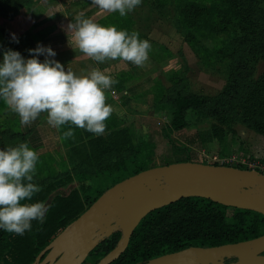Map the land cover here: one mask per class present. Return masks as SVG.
Instances as JSON below:
<instances>
[{
  "label": "rangeland",
  "instance_id": "374dc122",
  "mask_svg": "<svg viewBox=\"0 0 264 264\" xmlns=\"http://www.w3.org/2000/svg\"><path fill=\"white\" fill-rule=\"evenodd\" d=\"M3 8L6 16H0V60L6 50L30 59L29 50L48 40L45 45L51 43L55 61L62 58L65 70L80 74L98 67L119 81L106 91V103L114 112L101 136L72 126L75 138L64 139L62 133L68 126L57 131L47 124L43 113L30 125H21L18 115L0 101V150L27 142L37 152L34 183L39 186L49 180L54 187L42 201L46 205L54 196H65L75 189L71 174L68 181L65 177L73 168L94 171L93 183L88 178L87 185L102 189L128 173L132 158L150 161L146 168H152L184 162L187 154L192 162L264 175V119L258 118L264 114L263 56L245 60L250 90H245L241 106L232 113L214 111L215 105L222 104H215L214 98L231 79L233 42H238L249 24L246 15L239 20L247 10L240 1L142 0L123 17L118 13L97 15L99 9L91 0H19ZM79 14L104 27L137 31L141 39L149 40L146 65L141 68L119 60L98 64L82 54L67 37V25ZM13 34L18 43L12 40ZM36 58L44 61V55ZM174 91L212 100L201 110H189L183 129L167 130L172 140L168 143L160 131L171 118ZM213 125L221 130L218 136ZM210 133L209 141H200L204 135L210 138ZM19 134L24 136L22 140L9 139ZM118 162L121 167H115ZM226 215L229 217L230 211ZM0 264H7L6 256Z\"/></svg>",
  "mask_w": 264,
  "mask_h": 264
},
{
  "label": "clouds",
  "instance_id": "9594fccd",
  "mask_svg": "<svg viewBox=\"0 0 264 264\" xmlns=\"http://www.w3.org/2000/svg\"><path fill=\"white\" fill-rule=\"evenodd\" d=\"M142 0H91L99 9L97 15L132 12ZM82 54L98 64L108 61L130 62L144 67L149 59L151 43L141 39L137 31L104 27L83 14L67 25V37ZM12 40L18 43L15 35ZM30 59L19 52L6 50L0 60V101L18 115L21 125H30L41 114L57 131L64 126V139H74L72 126L96 136L106 131V120L112 115V105L106 103V91L119 81L106 74L107 69L92 67L76 74L55 60L56 53L40 44L30 49ZM44 55L40 62L36 57ZM39 156L27 142L0 150V230L23 235L32 222H45L51 207L44 202H30L41 188L34 183Z\"/></svg>",
  "mask_w": 264,
  "mask_h": 264
},
{
  "label": "trees",
  "instance_id": "16d2710c",
  "mask_svg": "<svg viewBox=\"0 0 264 264\" xmlns=\"http://www.w3.org/2000/svg\"><path fill=\"white\" fill-rule=\"evenodd\" d=\"M16 1L19 0H0V16H6L3 7H8ZM238 1L247 9L239 15V20L244 19L246 15L249 24L246 30L242 29L244 37L242 36L238 40L239 43L236 42L237 40L233 42L234 49L230 55L232 59L231 79L214 98L215 104L222 103L220 106L215 105L214 107V111L219 109L218 112L221 109V111H231L232 113L234 109L241 106L245 90H250L247 82L249 68L245 64V60L256 56L264 57V5H262L264 0ZM250 25L251 29H248ZM211 100L204 96L183 95L174 91L171 100V118L168 124L161 129L160 134L168 143H172L166 131L183 129L186 126L187 112L201 110ZM233 102H235L234 106L231 104ZM258 118L264 119V114H260ZM212 130L215 136H218L221 131L215 125ZM210 135V138L204 135L200 141H209L213 134L210 133ZM16 137L22 140L24 136L21 134L12 135L9 139ZM183 161L192 162L187 154ZM149 163L150 161L148 163L140 162V160L134 161L132 158L128 173L123 177H118L102 189L96 184L90 187L95 177L94 171H88L81 167L73 168L65 177L67 181L71 176L73 177L76 183L75 189L65 196H54L50 200L51 207L43 224L33 221L31 230L26 231L23 235L0 230V262L6 256L7 264H31L35 256L51 239L76 219L103 191L127 177L148 169L146 166ZM115 167H121L120 163H116ZM100 172L99 169L98 174ZM88 178H92L91 185H87L89 184ZM48 182L49 180H43L39 183L41 191L31 202L43 201L52 192L54 187ZM228 211H230L229 217L226 215ZM263 234L264 217L257 213L227 208L206 199L183 198L150 212L138 223L120 257V264H143L152 258L188 247H216L250 240ZM118 237L119 232H115L111 240L115 241ZM110 247L111 244H106L104 253Z\"/></svg>",
  "mask_w": 264,
  "mask_h": 264
},
{
  "label": "water",
  "instance_id": "95a60500",
  "mask_svg": "<svg viewBox=\"0 0 264 264\" xmlns=\"http://www.w3.org/2000/svg\"><path fill=\"white\" fill-rule=\"evenodd\" d=\"M190 197L264 217V175L197 162L145 169L103 191L37 254L32 264H80L98 240L118 231L115 246L96 263L110 264L123 253L134 228L147 214ZM263 254L264 234L216 247H188L143 264H264ZM231 259L235 261L225 263Z\"/></svg>",
  "mask_w": 264,
  "mask_h": 264
},
{
  "label": "flooded vegetation",
  "instance_id": "af4514ba",
  "mask_svg": "<svg viewBox=\"0 0 264 264\" xmlns=\"http://www.w3.org/2000/svg\"><path fill=\"white\" fill-rule=\"evenodd\" d=\"M118 232V231H116ZM115 232H113L112 234H110L108 237L106 238H103L102 240H98L97 241V244L94 246V248L86 255V257L84 258V260L82 261V263L80 264H96L98 262L99 259H101L107 252H109L116 244V242L118 241L119 237H120V232H119V237L113 241L111 240V237L112 235L114 234ZM57 235V234H56ZM55 235V236H56ZM54 236V237H55ZM53 237V238H54ZM52 238V239H53ZM51 239V240H52ZM130 239V238H129ZM106 244H111V247L110 249L104 253V247ZM127 247V246H126ZM122 255V254H121ZM121 255L116 259L114 260L113 262H111L110 264H120V257ZM264 255V254H263ZM37 256V255H36ZM35 256V257H36ZM44 255H42L41 259L43 258ZM35 259V258H34ZM120 259V260H119ZM34 261V260H33ZM235 260L234 259H231V260H225V263H230V262H234ZM33 263V262H32ZM31 263V264H32Z\"/></svg>",
  "mask_w": 264,
  "mask_h": 264
},
{
  "label": "crops",
  "instance_id": "0c3cea01",
  "mask_svg": "<svg viewBox=\"0 0 264 264\" xmlns=\"http://www.w3.org/2000/svg\"><path fill=\"white\" fill-rule=\"evenodd\" d=\"M47 42H49V41L48 40H45V41H43V43L41 45L44 46ZM45 46L52 48L51 43H49V44H47ZM56 58H57V61H60V63L62 65L65 63L62 58H60V57H56ZM44 59H45V56H44ZM48 59L55 60L54 57H48Z\"/></svg>",
  "mask_w": 264,
  "mask_h": 264
},
{
  "label": "built area",
  "instance_id": "2783aa9c",
  "mask_svg": "<svg viewBox=\"0 0 264 264\" xmlns=\"http://www.w3.org/2000/svg\"><path fill=\"white\" fill-rule=\"evenodd\" d=\"M213 160H214V158H213ZM213 164H215V163H213ZM213 164H211V165H213ZM217 165V164H216ZM219 165H221V164H219ZM223 166V165H222Z\"/></svg>",
  "mask_w": 264,
  "mask_h": 264
}]
</instances>
